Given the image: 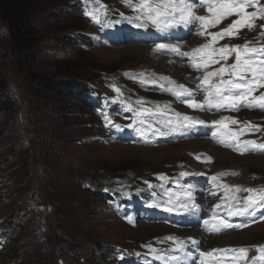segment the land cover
<instances>
[{"label":"rangeland","instance_id":"374dc122","mask_svg":"<svg viewBox=\"0 0 264 264\" xmlns=\"http://www.w3.org/2000/svg\"><path fill=\"white\" fill-rule=\"evenodd\" d=\"M82 1L84 11L79 16L85 22L74 15L70 0H53L54 4L47 8L48 20L39 23L40 33L49 35L45 43L50 48L46 51L52 55L41 57L42 73L50 74L54 70L50 66L53 63L60 68H79V71L68 76L49 77L47 83L55 89L42 88V94L38 95L29 80L16 70L13 74L9 95L17 100L18 117L15 122L10 117L9 120L0 118V264H101L104 256L99 245L112 244L129 248L125 252L117 248L114 255L105 254L106 260L113 264H213L215 261L220 264H264V260L259 259L264 255L260 251L264 249V219H261L264 209H246V197L250 194L244 191H264V150L241 146L247 140L264 144V110L241 107L239 111H200L188 107L171 92L161 90L159 85L162 83L165 88L175 89V85L161 77H170L176 84L183 83L172 77V73L150 71L147 57L137 47H149L157 55L186 65L191 73L186 77L189 79L186 86L191 87L195 99L201 101L203 95L196 89V77L202 72L192 67V57L155 51L161 43H179L183 52H190L212 42L210 36L197 34L200 31L198 24L186 26L187 34L179 32L173 38L163 35L152 40L142 35V30L147 27H137L126 19L136 16L125 0ZM137 1L131 0V3L135 5ZM258 2L264 6V0ZM101 5L106 6V10ZM255 10L247 8L248 12ZM197 11L206 14L203 6ZM90 12L99 15V22L89 15ZM238 18L230 16L207 32H218ZM102 20L105 24L118 23L108 24L109 28L104 26L101 35L96 27ZM254 24L252 29L241 27L235 37L225 36L214 43V47L244 45L246 42L249 46H264V35H261L264 19H256ZM71 26H81L86 31L92 28L87 32L91 42L86 49L81 45L75 48L62 43L65 35L80 34V30L69 29ZM64 29L68 30L65 32ZM84 30L81 31L83 36L86 35ZM234 56L233 53L228 64L234 62ZM89 63L93 66L89 67ZM81 75L83 80L102 85L101 102L97 95L92 100L97 104L96 111L74 103L65 92H60L65 89L59 82L62 77L69 81L78 80ZM117 88L120 92L115 90ZM261 93L264 88H259L254 95ZM31 96L37 100L29 106ZM139 101H146L144 105L155 109L172 104L174 112L201 118L205 123L190 126L192 122L182 121L173 111H168L157 121L171 119L172 124L178 126V130L172 131L152 122L151 116L145 120L135 116V111L138 113L147 108ZM120 105L131 110L132 120L122 118L117 107ZM224 117L229 118L224 121L227 129L212 123ZM232 120L238 123L233 124ZM7 121L8 124L10 121L9 126ZM6 127L9 131L14 127L17 134L9 136ZM156 128L168 135L156 134ZM231 133H237L235 139L229 138ZM9 137L13 139L9 144L11 147ZM203 139L216 144L215 148L218 146L215 152L195 145L194 142L200 143ZM145 142L158 146H141ZM220 150L229 151L236 157L219 160ZM204 157H211V160ZM151 173H155V177ZM174 174L179 175L181 183L173 184L171 178H167ZM140 177L149 178L154 184L157 180L162 181L158 184L160 200H141L135 190L128 188ZM213 177L217 179L213 180ZM88 182L103 184L108 190H115L117 185L131 201L128 205L131 222H123L115 213L114 217L108 204L84 190ZM237 187L240 191H236ZM182 202L199 206L184 211L179 207ZM170 207L173 210L167 211ZM237 209H243V214L229 215L230 210L235 213ZM253 212L254 215L249 214ZM152 218L172 224H153L149 221ZM219 220H226L233 227L212 230ZM228 237L231 241L223 245H214L210 240ZM188 238L198 243L193 245ZM180 241H185L182 250L179 249ZM241 248L246 249L243 256L235 251ZM201 253L211 255L201 256Z\"/></svg>","mask_w":264,"mask_h":264},{"label":"snow or ice","instance_id":"6c2138e0","mask_svg":"<svg viewBox=\"0 0 264 264\" xmlns=\"http://www.w3.org/2000/svg\"><path fill=\"white\" fill-rule=\"evenodd\" d=\"M125 2L137 13L136 17L126 19L130 23H135L137 27H146L147 23L151 22L158 31L164 32L181 26L186 27L189 24H198L200 31L197 34L211 37L212 42H206L192 49L190 52H183L179 43H161L155 49L158 52L171 51L179 53L182 56L192 57V67L196 71L202 72L201 76L196 77L198 81L196 89L202 93L203 99L197 101L194 97L193 89L183 84H176L170 77H161L160 79L175 85V89L165 88L164 84H160L161 90L171 92L182 103L187 104L188 107L200 111H210L213 109L239 111L241 107L264 110V93H261L259 96L254 95L259 88H264V46L249 47L246 42L242 46L224 45L219 48L214 47V43L223 39L225 36L235 37L241 27L252 29L255 27L254 21L256 19H264V6H261L258 0H139V3L135 5L131 3V0H125ZM201 6L205 8L206 14L204 15L199 14L197 11L198 7ZM249 7L256 10L248 12L247 8ZM101 8L106 10V6L101 5ZM89 15L93 16L99 22L98 14L90 12ZM233 15L239 18L230 23L228 27L215 33L207 32V28L216 27L224 19ZM261 35H264V31H262ZM233 53L235 54L234 62L228 64L227 61L232 57ZM213 65L220 66L213 68ZM115 90L120 92L118 88ZM138 103L144 104L146 101H139ZM168 111L174 112L170 105L163 107L157 106L155 111L142 108L138 111V116L145 118L157 115L164 116ZM174 115L182 121L192 122L190 126H195L196 123L201 125L205 123L204 120L182 115L179 112H174ZM228 119L224 117L212 123L221 125L227 129L228 125L224 121ZM231 122L233 124L238 123L236 120H232ZM157 123L161 124L162 127L170 128L172 131L178 130V126L173 125L171 119L158 120ZM116 127L119 126L116 125ZM129 127H132V125H129ZM149 127H152V125L149 124ZM154 131L161 136L168 135V132L161 131L160 128H156ZM140 134L144 135V132ZM225 135H228V133H225ZM236 136L237 133H231L229 138L235 139ZM242 143L246 146L250 145L254 149L264 150V144H258L256 141H243ZM197 158L199 159V157ZM207 159L210 161L211 157ZM182 175H187V173H182ZM161 178L163 179V177ZM215 179L217 177H213V180ZM236 191H240V189L237 187ZM244 191L250 194L246 197V209H264V191L254 189H244ZM188 199L189 201L192 199L190 194ZM219 206L217 205V207ZM179 207L184 211H190L198 206L182 202ZM166 210L172 211L173 209L170 207ZM243 212V209H237L235 213L230 210L229 215H242ZM249 214L254 215V212ZM261 219H264V215L261 216ZM205 224H208V221H205ZM232 227L233 225L226 220H219L218 224L212 226V230L220 231L221 228L227 229ZM169 239L173 238L170 237ZM189 239L193 245L198 243L194 239ZM184 243V241L179 242V249H183ZM235 251L242 256L246 254V249L243 248ZM260 251L264 253V249H260ZM205 255H211V253H201V256ZM259 259L264 260V255L260 256Z\"/></svg>","mask_w":264,"mask_h":264},{"label":"trees","instance_id":"16d2710c","mask_svg":"<svg viewBox=\"0 0 264 264\" xmlns=\"http://www.w3.org/2000/svg\"><path fill=\"white\" fill-rule=\"evenodd\" d=\"M137 3H139V0ZM52 4H54L53 0H0V118L2 117V119L9 120L10 117V119L14 120L18 117V107L16 104L17 100L9 95L15 70L17 73L19 72L22 76H24L26 80H29L32 86H35L33 91L37 95L42 94V88H46L45 90L55 89L51 87L50 82L47 83L49 77L68 76L75 71H79V68H60L56 66V63H53L50 66L53 67L54 70L51 71L50 74L42 73L43 69L40 66V64H42L41 57L45 56L48 58L52 55L50 52L46 51L50 48L48 47V44L45 43V41L49 39V35L40 33L41 29L39 27V23H45L48 20V16L46 15L48 10L47 8ZM69 4L74 15L81 18L79 15L80 12L84 11V2L82 0H70ZM43 10H45V12H43ZM136 15L137 13L135 12V16ZM63 19V16H60V21H63ZM81 19L84 20L83 18ZM104 25L105 21L102 20L101 24L96 27L101 35ZM69 29L80 30V34L76 36L65 35L62 41L64 46H73L76 48L81 45L83 49H86L91 42L87 32L91 31L92 28L89 27V30L86 31L84 30L85 28H81V26H71ZM67 30L68 29H64L65 32ZM82 30H84L86 34L85 36L81 33ZM46 31L47 29H45L44 33ZM82 42L84 43L82 44ZM92 66L93 65L89 63V67ZM95 68L105 69L103 66H96ZM63 78L64 77L59 80V82H62L65 86V89L60 90L59 88L61 94L62 92H65L69 98L74 100V103H78L79 105L93 111L97 110L96 104L92 102V96L94 94L97 95L98 101L101 102V93L103 90L102 85H96L89 81V79L83 80L84 76L82 75L78 76V80L67 81ZM16 89L19 92L23 91L21 88ZM44 97L45 94L42 95V99H44ZM29 98V106L33 105V102H36L37 100L36 97L31 96ZM29 113L31 114V112ZM9 124L7 121V126H9ZM6 132H10L9 136L17 134L14 127H12L10 131L8 127H6ZM10 138L11 137L8 138V145L11 141H13V139L11 140ZM9 147H11V145H9ZM148 148L153 147L148 146ZM151 182L152 181L150 179L144 181L141 178H137V181L132 184L131 188L132 190L143 191L147 185L151 186ZM116 187L115 190H108L103 184H99L97 182L91 184L88 182L84 190L89 191V193L95 198H98L108 204L109 211L115 217L114 213L118 210V208L121 209L124 204L123 196L119 193ZM145 192H149V190L146 188ZM116 247H119L122 250L129 249L125 246H118L116 244L99 245L98 248L103 252L104 256V259H101V264L114 263L112 261H107V255L105 254L116 251Z\"/></svg>","mask_w":264,"mask_h":264},{"label":"bare ground","instance_id":"6f19581e","mask_svg":"<svg viewBox=\"0 0 264 264\" xmlns=\"http://www.w3.org/2000/svg\"><path fill=\"white\" fill-rule=\"evenodd\" d=\"M204 15V14H203ZM144 31V30H143ZM210 32V31H209ZM158 34H155V36H157ZM198 45H200L198 43ZM194 46V45H193ZM139 48L140 50V53L147 59H148V63H147V66L148 68L150 69V71H155L156 69L159 71V72H165V73H172L174 76V78H176L178 81H182L183 84H187V82H189V79H187L186 77L188 75H190V70L188 69V67L184 64H182L181 62H178V60H173L170 58V57H166V56H163V55H157L155 53H153L149 47H146V48H143V47H137ZM193 60V59H192ZM189 65V64H188ZM191 65V64H190ZM191 68V67H189ZM158 74V73H157ZM156 75V74H155ZM161 75V74H160ZM200 76V75H199ZM160 80V79H159ZM161 81V80H160ZM161 83V82H160ZM194 83V82H193ZM163 84V83H162ZM167 85V84H166ZM190 88V87H189ZM191 89V88H190ZM174 100V99H173ZM168 103V102H166ZM180 104V103H179ZM185 104V103H184ZM171 108L174 109L172 107V104H171ZM184 108V107H183ZM187 108V106H186ZM201 119V118H200ZM211 136V134H210ZM211 139V138H210ZM229 140V139H227ZM196 146H199L200 144V147H203V148H206V149H209L211 152H215V149L218 147L215 148V145H213L209 140H201L200 143L199 142H194ZM219 144V142H217ZM193 146V145H192ZM199 147V148H200ZM230 147V146H229ZM222 149V148H221ZM228 149V148H227ZM231 149V148H230ZM193 150H196V149H193ZM218 150V149H217ZM141 151H144V150H141ZM145 152V151H144ZM214 154V153H213ZM216 155V154H215ZM210 156V155H209ZM215 157V156H214ZM236 157V156H235ZM234 155L229 152V151H225V150H220L219 151V160L220 159H232V158H235ZM205 158V157H204ZM255 157H251V159H253ZM207 159V157L205 158V160ZM207 195H210V194H206ZM215 196V195H214ZM196 197V196H195ZM205 198V197H204ZM209 198V197H208ZM213 198V196H212ZM198 199V198H197ZM202 202V201H201ZM204 202V201H203ZM206 203V202H205ZM210 203V202H209ZM199 206V205H198ZM207 206V205H206ZM204 206L203 208L204 209H207V207ZM213 207V206H212ZM208 210V209H207ZM206 210V211H207ZM203 212V211H202ZM188 227V226H187ZM202 227V225H201ZM203 228V227H202ZM195 229V227H194ZM176 230V228H175ZM174 230V231H175ZM181 230V229H180ZM188 230H192V229H188ZM202 230V229H201ZM207 230V228H206ZM250 230V229H249ZM247 230V231H249ZM202 232V231H201ZM233 232V231H232ZM245 233V232H244ZM188 234V233H187ZM229 234V233H228ZM178 235V234H177ZM206 235V234H205ZM187 236V235H186ZM199 236V235H198ZM183 237V236H182ZM193 237V236H192ZM203 237V236H202ZM205 238V237H204ZM218 238V237H217ZM233 238V237H232ZM189 239V238H188ZM187 239V240H188ZM182 240V239H181ZM211 242L215 244H226L228 242L231 241V239L228 237V238H223V239H220L218 241H215L213 238H210ZM233 240V239H232ZM203 241V240H202ZM185 242V241H184ZM210 244V243H209ZM201 245V244H200ZM204 245V244H203ZM213 245V244H212ZM229 245V244H228ZM199 246V245H198ZM205 247V246H203ZM200 248V247H199ZM173 259V258H172ZM203 262V261H202ZM177 263V262H176Z\"/></svg>","mask_w":264,"mask_h":264}]
</instances>
